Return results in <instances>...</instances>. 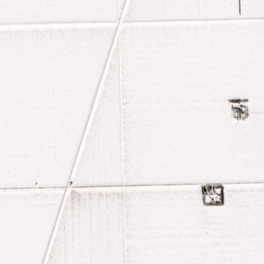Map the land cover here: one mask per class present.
Listing matches in <instances>:
<instances>
[{"label":"snow or ice","instance_id":"6c2138e0","mask_svg":"<svg viewBox=\"0 0 264 264\" xmlns=\"http://www.w3.org/2000/svg\"><path fill=\"white\" fill-rule=\"evenodd\" d=\"M0 264H264V0H0Z\"/></svg>","mask_w":264,"mask_h":264}]
</instances>
